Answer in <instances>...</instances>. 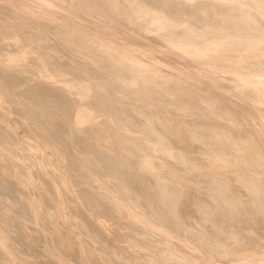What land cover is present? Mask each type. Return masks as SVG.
<instances>
[{
    "label": "bare ground",
    "instance_id": "bare-ground-1",
    "mask_svg": "<svg viewBox=\"0 0 264 264\" xmlns=\"http://www.w3.org/2000/svg\"><path fill=\"white\" fill-rule=\"evenodd\" d=\"M0 13V56L2 57H0V105L10 104L9 109L12 108V111L22 116L20 122L27 128L29 124L23 121V118L28 119L37 129H31L35 130L31 132L34 134V136L31 135L32 138H36L42 148L55 147L54 151H59L62 154L60 156L66 161L64 167L67 165L75 169L74 167L79 165L76 170H73L78 171L83 164L84 166L91 164L94 168L87 167L96 168L101 174L109 175L110 181L113 178L112 180L119 181L127 189L126 199H124L123 190L126 189H123L119 182L117 183L119 188L123 189H121L123 192V195L120 194L121 198L118 194L120 191L116 193L121 200L123 199L122 202H118L114 201L113 197L105 191L108 188L103 193L89 188L90 186L74 190L73 185L75 197L80 198L85 206L84 209L79 205V200L77 201L78 206L83 209H74L76 211L74 212L79 214L76 216H80L81 220H77L79 222L77 224L82 229V232L77 228L76 231L88 232L93 240L99 242L97 244H102L101 246L111 252L109 256L115 255L113 261H126L125 264H145L144 261L147 258L144 257L146 256L143 257L145 260L138 261L139 263L129 257L132 255L130 252L134 250L130 247L136 249L141 248L142 245L145 247L144 244L150 241L146 239L148 241L146 243L144 237L159 238L157 236H160L163 244H170V246L174 244L181 249L184 248V252L187 250V253L183 254H187L186 257L189 256L188 258L200 264H218L214 263L212 255H209L216 253L217 250L218 255H222L221 258L228 256V253H232L230 254L231 259L234 254V256H239L235 257L234 264H264V135L259 132L260 126H257L259 131L254 128V124L258 123L253 124L252 120L257 115L253 112L255 110L252 111L254 108L251 106L264 102V92L254 86L259 81L251 77L252 73L255 77L264 76V0H3L0 1ZM97 14L101 18H99L101 24H98L102 25L98 27H105L106 32L100 27L99 30L95 29L97 32L93 30L97 27L94 22L96 21L94 15L97 16ZM86 15L93 16V22L90 20L92 18L89 20L96 27L94 24H92L94 28L88 24L89 21L84 19ZM72 18L85 21L80 22V19H75L79 22L75 24L70 22ZM103 21L105 22L103 24L107 23L111 28L103 26ZM85 22H87L86 25L83 24ZM125 22L128 25L129 23L134 25L125 26L123 25ZM122 26L128 29L125 31L129 34L125 35L124 31H121L125 29ZM89 28H92L94 32H91ZM110 29H114L117 33L119 31L120 35L123 33L124 37L118 35L119 39H117V33L115 37L113 32H110L113 38L107 31ZM107 32L110 35L105 36L104 33L107 35ZM150 32L154 35L151 36ZM143 35L146 39L140 38ZM133 46L138 48L135 49ZM179 48H184L187 53H194L193 57H196L194 59L200 60V57L205 56L206 66L201 60H195L197 63L200 62L199 65L205 66L203 67L205 69L199 65L196 66L197 63L195 65L191 63L189 56L186 58L190 63L183 57L186 62L182 59L179 60L181 63H178L176 58L183 51H177ZM67 50L81 55L86 61L74 59ZM162 50L164 52L166 50L167 53L161 52ZM183 55L185 57V52ZM174 57L177 61L171 59ZM27 58L30 63L26 62ZM178 64L183 66L179 67ZM193 65L197 68L191 69ZM185 68H188V71H183ZM216 69H221L226 73L230 72L229 74L234 72L231 78L228 77L230 84L227 86L235 96H243L249 100L252 103L249 105L246 102L249 108L247 106V108H242L240 104H238L240 107L236 106L232 101L236 99L234 97L227 98V95L231 93L228 89L226 97L218 93V88L213 87L212 90L215 89V91H211L209 84L211 92L207 90L208 88L204 90L205 93L200 92L203 90H199L202 85L198 86V82L201 83L200 81L205 78L206 74H208L206 77L212 80L217 79L218 75L215 76V74H218V70ZM182 72L185 73V77ZM208 72L213 74L209 76ZM176 75L185 80L187 75L191 80L187 79L186 84H183L185 80H178ZM225 75L227 74H224V78H226ZM261 79L258 80L261 81ZM195 80H198L197 85ZM204 85L207 87L205 83ZM220 86V91H222L225 85L222 83ZM227 91L224 92L227 93ZM234 101L237 102V100ZM3 105L0 107L3 108ZM255 107L257 108V105ZM260 108L262 109V106ZM101 113L102 116H100L103 118L99 120L97 117ZM0 121L3 120L0 119ZM262 121L263 119L260 121L261 124ZM9 128H5V137L11 142L10 144L8 139H5L7 146L10 144L14 147L16 144L21 148V137H17L18 140L15 139V131H12L14 127ZM118 128H124V131L129 133L125 132L124 136L121 134L123 131L118 132L124 137L119 136ZM5 137L3 136V141ZM10 140H15L13 141L15 144ZM37 142L35 144H38ZM28 144L32 146L31 143ZM7 146L0 147V158L6 159L5 163L9 161L8 168V165L4 164L8 170L10 168L9 171L13 168L12 171L15 172L16 169L18 173L16 171L17 175L12 174L16 175L15 179L0 176V198L4 202H9L8 204L13 209L9 207L8 209L14 211L10 210L13 214L11 222L8 221L9 215L6 217L5 213L1 214L3 212L0 211V264H85L86 262L82 263V256L87 252L91 256L89 258L88 254L86 255L89 258H87L88 262L90 260L91 264H105L99 262L100 254L96 255L92 244L85 243L87 238L84 244H78V240L76 243L72 239L74 234H71L72 238L71 236L65 238L67 235L62 238L63 236H58L63 235V232L61 231L62 234L56 232L59 233L58 236L56 235L57 241L55 238L50 239L52 236L56 237L53 234L48 239V241L51 240V245L53 241L56 242L51 246L54 248L49 245L45 247L47 240H44L48 236L43 235L44 230L41 229V223L43 220L46 221L48 211L45 207L41 216L33 213L28 205L30 203H27L29 201H23L24 197L22 199L19 195L22 191L21 186H23L20 185L21 179H25L24 182L28 180L27 175L26 178L21 176L29 170L22 167V164L20 165L21 161L20 163L12 161L11 157H14L15 151L10 150L12 146L9 147L10 149H7ZM74 146L81 148L82 154L86 155L85 162L81 163L80 159L83 157L78 156V151H81L79 148H73V151L78 149L76 151L78 155L70 152ZM16 147H14L15 150ZM153 152H169L173 156L176 155L175 159H162L166 165L168 164L167 168L170 171L165 170V164H162L163 161H158L156 153ZM202 154L207 156V161H204L206 158L204 155L205 158H201ZM159 157L157 155V158ZM164 157L161 156L159 160ZM57 158L55 156L54 159L57 160ZM86 158L89 163H86ZM159 162H162V166L165 167V169L161 168L165 171L163 172L165 180L159 177L162 174L158 169L161 167ZM37 164L41 165L40 162ZM44 164L43 161L42 165ZM54 164L60 169V163L55 162ZM48 165L44 166L47 173L36 174L44 181L52 196L60 198L62 203L61 195L63 197L70 194L63 189V185L65 186L68 181L69 183L75 181L76 177L73 176L75 172L71 170L72 174L69 171L72 174L70 176L63 171L65 175L62 173L64 167L58 170L61 173L54 171L55 167L51 172ZM44 167H42L43 170ZM229 171L234 173L231 178ZM180 179L183 183L187 182L185 183L187 185L181 186ZM179 181H181L180 184ZM207 182L211 184V188L208 193L209 198L205 201L200 197L202 194L199 196L195 193L197 191L194 192L192 189L199 190ZM78 183L80 181L77 179ZM115 186L114 188H117V185ZM115 191L113 190L114 193ZM43 198L42 200L48 206L51 200L49 201L48 196ZM3 201L0 200L2 204ZM61 205L64 207L63 204ZM121 206L129 210V214H124L127 218H122L120 221L123 224L122 228L126 227L130 230V234H126L132 238L128 240L131 245L126 241L128 238L126 234V239L122 240L125 235L121 234V230H115L117 228L114 229V237L110 239L101 222L103 219L93 218L96 215L97 218L115 220L120 216L117 213H120ZM2 207L5 208V206ZM2 210L4 211L3 208ZM92 210H95V214L91 213ZM59 213L62 215V210ZM72 219L74 220V217ZM50 220L52 221L51 217ZM51 223L55 225L54 222ZM44 224L46 225V222ZM215 224L220 226L221 230L218 231L222 237L224 235L230 237L232 241L230 244L227 239V243L223 242L227 236L223 238V241H219L217 237L212 241L209 235L213 234L211 232H214V228L211 232L209 228L211 230V226ZM118 225L121 226V224ZM216 229L217 227L215 233H217ZM53 231L50 232L55 233ZM44 236L47 237L44 239ZM88 238L91 239L89 236ZM193 240L205 249L203 253L192 249L194 244L191 247L190 242ZM121 241L125 242L123 249L128 248L126 244L130 246L127 249V251L130 249L129 256L120 249ZM77 244L80 250L87 251L84 255H80ZM61 246L65 248L61 249ZM165 247L163 246L164 249ZM176 249L180 250V248ZM152 251L157 252V250ZM159 251L153 255H159ZM162 253L163 251L161 255L166 260L177 258L179 264L189 263L188 258L185 259V263L183 256H180V259L177 254H172L175 252ZM161 255L159 258L152 257L154 264H162L159 260L162 258ZM105 261L107 262V259ZM114 263L111 261V264Z\"/></svg>",
    "mask_w": 264,
    "mask_h": 264
},
{
    "label": "rangeland",
    "instance_id": "rangeland-1",
    "mask_svg": "<svg viewBox=\"0 0 264 264\" xmlns=\"http://www.w3.org/2000/svg\"><path fill=\"white\" fill-rule=\"evenodd\" d=\"M0 1L2 2L3 0H0ZM10 1H16V0H10ZM12 3H14V2H12ZM39 10H41V9H39ZM0 14H1V13H0ZM2 16H3V14H2ZM86 16L88 17V19H87V17L84 18V19H85L86 21H89L88 24H89V25L94 24V23H91V22H93V20H94V19H93V16H92V15H86ZM99 16H100V15H98V14H97V16L94 15V18L96 17L95 20H96V21L98 20V21H100V22L97 21V23H96V21H94L95 24H97V27L95 26V24H94V27H96V28H94L93 25H92L91 27L94 28L93 30H95V29L99 30V27H100V26L102 27V25H100V24H101V20H100L101 18H100ZM101 17H102V16H101ZM90 18H92V19H90ZM99 18H100V19H99ZM72 19H73V18H72ZM72 19L70 20V22L75 23V22H76L75 19H77V18H74L73 20H72ZM79 19H80V18H78L77 20H79ZM89 19L91 20V22H90ZM82 20H83V19H80V22H84V21H85V20H84V21H82ZM102 20H103V19H102ZM73 21H74V22H73ZM77 22H78V21H77ZM77 22H76V23H77ZM15 23H16V22H15ZM76 23H75V24H76ZM86 23H87V22H85V23H83V24L86 25ZM98 23H100V24H98ZM103 23H105V22L103 21L102 24H103ZM78 24H79V22H78ZM83 24H81V25H83ZM98 25H100V26L98 27ZM123 25L127 26L128 23L125 22ZM133 25H134V24H132V23L130 24V23H129L128 26H131V27H132ZM103 26H109V24L106 23V24H103ZM125 26H122V27H124L125 29H124V30H121V31H124L123 33L126 35V34H129V33H128V31H125V30L127 29ZM89 27H90V26H89ZM101 27H100V29H101V30L103 29L102 31L106 32V30L104 29L105 27H104V28H101ZM122 27H121V28H122ZM109 28H111V27L109 26ZM134 28H135V27H134ZM136 28H137V27H136ZM138 28H139V27H138ZM40 29H41V27H40ZM89 29H90V28H89ZM106 29H108V28H106ZM122 29H123V28H122ZM101 30H100V31H101ZM110 30H111V31H110ZM110 30H107V31H108L109 33H110V32H111V33L113 32V33H112L113 35H115V33H117V31H114V29H110ZM127 30H128V29H127ZM90 31H91V32H94V31H92V28L90 29ZM95 32H97V31L95 30ZM98 32H99V31H98ZM108 32H107V35H106V33H104L105 36H108V34H109ZM101 33H103V32H101ZM111 33H110V34H111ZM123 33H121V35H120V34H119V31H118V33L116 34V35H117V39H119V38H118V35H120L119 37H121V36L124 37V36H123ZM148 33H149V32H148ZM150 33H151V32H150ZM110 34H109V35H110ZM112 34H111V35H112ZM146 34H147V33H146ZM113 35H112V36H113ZM116 35H115V37H116ZM130 35H131V34H130ZM130 35H128V36H130ZM149 35H150V34H149ZM153 35H154V33H153ZM153 35H152V33H151V36H153ZM112 36H111V37H112ZM144 36H145V35L141 36L140 38H142V37H144ZM145 37H146V36H145ZM145 37H144V39H146ZM113 38H114V36H113ZM144 39H143V40H144ZM148 39H149V38H148ZM144 41H145V40H144ZM146 41H148V40H146ZM0 46H1V45H0ZM133 47H134V46H133ZM134 48L137 49L138 47H137V48L134 47ZM0 50H1V48H0ZM179 50H183V51L181 52L182 54L180 53L181 55H183L184 52H185V57H184V55L181 56V55L179 54L178 57L181 56V57H180L181 59H180V58L178 59V57L176 58V59L178 60V63L180 62L179 60H182L183 58L185 59L186 57L189 56V60L191 61V63H194V65H195V63H197V62H195V60H196V61H200V60H201V62H202L204 65L206 64V62H204V61H206V57H205V56H203L202 58L200 57V58H199L200 60H198V58H197V59H194V58H196V57H193V54H194V53H189V52L187 53V52L185 51L184 48H179L177 51H179ZM65 51H66V50H65ZM187 51H188V50H187ZM5 52H7V51H5ZM67 52L69 53L70 56H72V57H73L74 59H76V60L78 59L79 61H86V59L83 58L81 55L73 54V53L69 52L68 50H67ZM161 52L165 53L166 50H165V52H164L163 50H162ZM161 52H160V53H161ZM179 52H180V51H179ZM179 52H178V53H179ZM160 53H159V54H160ZM163 53H162V54H163ZM166 53H167V52H166ZM186 53H187V54H186ZM188 54H189V55H188ZM0 55H1V54H0ZM2 55H3V53H2ZM171 55H172V53H171ZM194 56H195V55H194ZM0 57H1V56H0ZM170 57H171V56H170ZM182 57H183V58H182ZM204 57H205V59H204ZM1 58H2V57H1ZM191 58H192V59H191ZM25 59H26V58H25ZM28 59H29V58H27V60H28ZM171 59H174L175 61H177V60L175 59V57H174V58H171ZM184 59H183V60H184ZM27 60H26V62L28 63L30 60H28V61H27ZM187 60H188V58H186V61H187ZM189 60H188V61H189ZM192 60H194V61H192ZM202 60H203V61H202ZM186 61L184 60V62H186ZM188 61H187V62H188ZM29 63H30V62H29ZM180 63H181V62H180ZM188 63H190V62H188ZM202 63H201V64H202ZM182 64H183V61H182ZM182 64H178L179 67H180V66H183ZM199 64H200V62H198V63L196 64V66H198ZM194 65H193V66H194ZM162 66H163V64H162ZM193 66L191 67V69H192V68H197L196 66H194V67H193ZM199 66H200L201 68H203V67H205L206 65H205V66H203V65H202V66L199 65ZM208 67H209V66H208ZM164 68H167V66H164ZM198 68H199V67H198ZM201 68H199V69H201ZM203 69H205V68H203ZM216 70H218V69H216ZM222 70H225V69H222ZM227 70H228V69H227ZM183 71H185V72L188 71V68H187V69L185 68V70H183ZM218 71H220V72H218ZM218 71H217L218 74H215V76L218 75V77H219V78L217 77V79H213V80H212L211 78L206 77V76H208V74H206V75H205V78H206V79H205V78H204V79L202 78V80L200 79V80H201V81H200L201 83L198 82L199 79H198V80H195V82H196V85H197V82H198V86H199V84L202 85V87H201L199 90H203V91L205 90V91H206V89L208 88L207 90H209V86H211V87H210V90H211V91H213V90H212L213 87H214L215 89L218 88V91H219V92H218V91H216V92H218V93H220V94H222V95L224 94V96L226 97L225 94H228V92L230 91L229 88H228L229 86H227V84H228V85L230 84V79H229L228 77H230L234 72H233V73L231 72V74H229L230 72H229V73H228V72L226 73V71H223V72H222L221 69L218 70ZM228 71H229V70H228ZM224 72H225V73H224ZM182 73H183V72H182ZM182 73H181V74H182ZM208 73H209V76L213 74V73H210V72H208ZM179 74H180V73H178V75H179ZM184 74H185V73H183V75H184ZM221 74H223V75H221ZM224 74H227V75H225L226 78L223 77ZM179 76H180V75H179ZM179 76L176 75L175 77L179 78L178 80H180V79H181L180 77H182V76H180V77H179ZM220 76H221L222 78H221ZM184 77H185V75H184ZM251 77H252V78H255L257 81H259V82L255 83V85H254L255 88L258 89L259 91L262 90L261 92H264V91H263V90H264V76H256V77H255V75L252 73V74H251ZM251 77H250V78H251ZM230 78H231V77H230ZM260 78H262L261 81L258 80V79H260ZM182 79H183V78H182ZM182 79H181V80H182ZM187 79H188V80H189V79L191 80V78H190V77L188 78V76L186 75V80H187ZM221 79H222V80H221ZM227 79H228V80H227ZM184 80H185V78L183 79V81H184ZM186 80L184 81L185 83H183V82H182V83H183V84H186V82L188 81V80H187V81H186ZM206 80H207V81L209 80V81L207 82ZM202 81L207 85V87L204 85V83H203ZM205 81H206V82H205ZM212 81H213V82H212ZM220 81H221V82H220ZM223 81H224V82H223ZM228 81H229V82H228ZM202 83H203V84H202ZM213 83H214V84L216 83V84H215V85H212ZM220 83H221V84H220ZM222 83H223V85H225L227 88L224 86V88H226V90L223 88L224 90L222 89V91H220L221 88H222V86H220V85H222ZM260 83H262V84H260ZM208 84H209V86H208ZM201 85H200V86H201ZM203 85H204L205 89H204ZM198 86H196V87H198ZM215 86H216V87H215ZM219 86H220L221 88H220ZM198 88H199V87H198ZM215 89H214V91H215ZM227 89H228L229 91H227ZM210 90H209V91H210ZM203 91H200V92H202V94H203V93H205V91H204V92H203ZM211 91H210V92H211ZM214 91H213V92H214ZM224 91H225V92L227 91V93H225ZM222 92H223V93H222ZM230 92H231V91H230ZM231 97L236 98V99H234V100H237V102H235L234 100H232L233 103L236 104V106H237L238 104H240L242 108H243V107H245V108L248 107V108H249V106H248L247 104H249V105L252 104V103L249 102V100H247L245 97H243V96H241V97H237V96H235L234 94H232V92L229 93V94L227 95V98L232 99ZM17 98H19V97H17ZM242 98H244L245 100L242 99ZM238 100H240V101L238 102ZM241 101H242V102H241ZM244 101H245V102H244ZM246 102H247V104H246ZM248 102H249V103H248ZM241 103H244V104H241ZM263 103H264V102H262V104H261V103H259V104H258V103H255V104H253L254 107H253V105H251L252 108H254V109H252L251 107H250V108L252 109V111L255 110V111H253V112H254L257 116L261 117L259 120L257 119L259 122L263 119L262 124H261V122L259 123L257 120L254 121L256 118H259V117L255 116V119L252 120V121H253L252 123H253V124H254L255 122L258 123L259 125H258V124H254L255 127H254V125H253V127L257 129V128H258L257 126H260V127L258 128L260 131H259L258 129H257V130H258L261 134L264 135V125H263V123H264V114H263V113H264V110L262 111V109H264V108H263V107H264V104H263ZM245 104H246V105H245ZM2 105H3V104H1L0 106H2ZM5 105H6V104H5ZM5 105H3V106H4L3 108L0 107V113H2V114H0V115H2V116H0V119L3 120V121H0V130L2 131V130L4 129V131H2V132L0 131V137H1V139H2V140L0 139V140H1L0 143H2V144H0V145H1V146H3V145H6V146H7L8 143L11 144V142H9V139L5 137V133H6V131H5L6 129H5V128L8 129L9 127H11V128L14 127L13 130L11 129L13 132L15 131L14 134H16V136L14 135V138L16 139L17 137H18V138L21 137L20 139H21V143H22L21 145H22V147L20 146L21 148H19V146H17V145L14 143L15 140H13L14 142H13L12 140H10V141H12V142L15 144L14 147H16V146H17V147H16V150H15L14 147H13L12 145L9 144V146H7V147H8L7 149H10V148H11L10 146H12V149H10V150L15 151V152H14L15 155H13L14 153L12 154L15 158H14V157H11V158H12V161H14V160H15V162L18 161L17 163H20V161H21L20 165L22 164V165H23L22 167H25V169L29 170L28 173L26 172L27 170L25 171V172H26L25 175L23 174L24 177H23V175L21 176L22 178H26V177H27L28 180H26V182H24L25 179H24V180L21 179L20 185H23V186H21L22 191H21V193H19V195L22 197V199H23V197H24V200H23V201H25V202L29 201V202H27V203H30V204H28V205H30V209H31V211H32L33 213H35V214L37 213V214H39V215L41 216V212L43 213V211H45V207H46V210L48 211V216H47V218L45 219V220H46V221H45V222H46V225L44 224V223H45L44 220H43L44 223L41 221L42 219L40 220V223L42 222L41 224H42V225L44 224V226L41 225V229L44 230V231H43V232H44L43 235H47V236H48V237H47V236H44V239H45V237H47V239H45L44 241H46V240L48 241V239L51 237L52 234L55 235V236H56V235L58 236L59 233L57 234L56 232H60V234H62V233H61V231H62V232H63V235H59V236H58V237L63 236L62 238H64L66 235H67V236H66L65 238H69L70 236H71L70 238H72V235L74 234V238H75V240H74V238H72V239H73L74 242L76 241V243H78V241H79L78 244H84V242L86 241V238H87L88 240H90V241L87 240V241L90 242V243H88L87 241H86L85 243H86V244H89V245L92 244V248L95 249V253H96V255H99V254H100L99 257L97 256L98 259L100 260L99 262H101V263H105V264H111V261H112V263L115 262L114 264H119V263H120V264H125L126 261H124V262H123L122 260H120L119 262H118V261H113L115 255H114V254L111 255L113 258H112L111 256H109V254H110L111 252H110V251H107V249H106L104 246H101L102 244H100V245L97 244V243H99V242H96L97 240H95V239L93 240L92 237H91V235H90L88 232L83 231V233H81V232H82V229H80V228L78 227V224H77V223H79V222H77V220L80 221L81 219H80V216H78V217L76 216V214H77L78 212L75 213L76 211H75L74 209L77 208V209L81 210V209H83L85 206H84L82 200H80V198L77 199V196L75 197V194H74L73 192H74V190H77V189H79V188H84V187L88 188V186H90L89 188H93V189H95V191H98V192H103V193H104L105 191H107V192H108V195L110 194L109 196H110V197H113V200H114V201L122 202L123 199L121 200L120 198L122 197L121 195H123V192H121V191H122L123 189H126V188H125V187H124L119 181L116 182L115 179L112 180L113 178H111V177H110V178H111V181H110V179L108 178L109 175L106 176V174H104V173L101 174V172H99L96 168H95V169H92V168L87 167V166H91V167H93L91 164H90V165H86V166H84V164H83L82 167L80 166L81 168L79 167L80 169L78 170L79 173L81 172L80 174L77 173L78 171H73V170H76V169L78 168L79 165H78L77 167H74L75 169H71L69 166H68V167H69V168H68L67 165H66V167H64L65 164H66V161L63 159L62 156H60L61 153H59V151H57L59 154H58L57 152H55L54 149H53V148H55V147H53L52 149H49V148H48V149H47V148H42V146L39 144V142L36 141L37 139L34 138V137L32 138V136H31V135L34 136V134H32V133H33L35 130H37V129H35V127H33L34 125H32L28 119H24V118H23V121H25V122L27 121V122H28L27 124L30 125V126L27 125L28 128L25 127V124H21V122H20V120H22V119H21L22 116H21L19 113H16L15 111H12V108L9 109V108L11 107L10 104H7L8 106L6 105L8 108H6ZM240 105H238V106L240 107ZM242 105H244V106H242ZM255 105H257V108L255 107ZM9 106H10V107H9ZM246 106H247V107H246ZM261 106H262V109L260 108ZM258 107H259L260 109H258ZM255 108H256V109H255ZM2 109H3V110H2ZM5 109H6V110H5ZM4 110H5L6 112H5ZM259 110H260V111H259ZM1 111H2V112H1ZM261 111H262V113H260ZM3 112H4V113H3ZM99 112H101V111H99ZM99 112H98V113H99ZM258 114H260V115H258ZM262 114H263V115H262ZM4 115H5V116H4ZM100 115L102 116V113H101V114H98L99 117H97V119H99V120H101V119L103 118V117H101ZM261 115H262V116H261ZM6 116H7V118H6ZM18 116H21V117L17 118ZM12 117H13V118H12ZM5 118H6L8 121H6ZM15 118H16L17 120H16ZM18 119H19V121H18ZM10 121H11V122H10ZM3 122H4V123H3ZM5 122H6L7 126H5V125H6ZM7 122H8V123H7ZM17 122H18V123H17ZM9 123H12V124L10 125ZM3 124H5V125H3ZM17 124H18V125H17ZM8 125H10V126H8ZM19 125H20V126H19ZM15 126H16V127H15ZM262 126H263V128H262ZM1 127H2V128H1ZM22 127H23V128H22ZM24 127H25V128H24ZM26 128H27V129H26ZM32 128H34L35 130H34V129L31 130ZM107 128H108V127H107ZM9 129H10V128H9ZM15 129H16V130H15ZM24 129H25V130H24ZM111 129L113 130L112 127H111ZM118 129H119V130H118ZM118 129H117V130H118L117 133H118V132L121 133V132L123 131L124 133L122 132L121 134H123L124 136H125V134H126L125 132L129 133L128 131H124V128H123V129L118 128ZM262 129H263V131H261ZM115 131H116V130H115ZM31 132H32V133H31ZM2 133H4V135H3ZM17 133H18V134H17ZM120 133H118V134H120ZM136 133H137V132H136ZM1 134H2V135H1ZM41 134H42V133H41ZM43 134H44V132H43ZM121 134H120L119 136H122ZM139 134H141V133H139ZM25 135H26V136H25ZM44 135H45L46 137H48V135H47L46 133H45ZM142 135H143V134H142ZM142 135H141V136H142ZM3 136L5 137V138H4V141H3ZM27 136H29V137H27ZM30 136H31V137H30ZM124 136H122V137H124ZM43 137H44V136H43ZM18 138H17V140H18ZM26 138H27V139H26ZM5 139H8V143L6 142ZM24 139H26V140H24ZM29 139H32V140L34 139L35 142H37L38 144H35L34 140L32 141V140H29ZM30 141H31V142H30ZM5 142H6L7 144H6ZM24 142H25V143H24ZM27 142H28V143H31L32 146H30V144H28ZM43 143H44V141H43ZM218 143H219V142H218ZM25 144H26V146H23V145H25ZM27 144H28V145H27ZM34 144H35V145H34ZM222 144H223V143H222ZM36 145H37V147H36ZM38 145H39V146H38ZM219 145H221V143H220ZM1 146H0V147H1ZM34 146H35V147H34ZM9 147H10V148H9ZM32 147H33V149H32ZM40 147H41V148H40ZM75 147H77V146L72 147L71 150L73 151V148L75 149ZM18 148H19V149H18ZM25 148H27V149H25ZM77 148H79V147H77ZM77 148H76V151L78 150ZM13 149H14V150H13ZM17 149H18L20 152H19ZM20 149H21V150H20ZM29 149H30V150H29ZM34 149H35V150H34ZM36 149H37L38 151H37ZM45 149H46V150H45ZM56 149H57V148H56ZM56 149H55V150H56ZM31 150H33V151H31ZM58 150H60V149H58ZM79 150H81V148H79ZM246 150L249 151L247 148H246ZM16 151H18V152H16ZM48 151H49V152H48ZM60 151L62 152L63 150H60ZM72 151H70V152H71V153H74V152L76 153V151H73V152H72ZM9 152H11V151H9ZM23 152H24V153H23ZM25 152H26V153H25ZM37 152H38V153H37ZM41 152H42V153H41ZM68 152H69V150H68ZM78 152H79V153H78ZM78 152H77V153H78L79 155H78L77 153H76V154H77L78 156H80V158L83 157V159H80V160H82L81 163H82L83 161L85 162L84 159H85V156H86V155L82 154V150H81V151H78ZM145 152H147V151H145ZM170 152L173 153V154H176V153H174V152H172V151H170ZM11 153H12V152H11ZM16 153H17V154H16ZM22 153H23V154H22ZM34 153H35V154H34ZM40 153H41V154H40ZM43 153H44V154H43ZM153 153H156V152H153ZM158 153H159V154H158ZM162 153H164L165 155L162 154ZM24 154H25V155H24ZM38 154H39V155H38ZM42 154H43V155H42ZM52 154H53L54 156H53ZM145 154H146V153H145ZM161 154H162V155H161ZM169 154H170L169 152H168V153H167V152H157V153H156V159H157L158 161H163L162 159H165V158H167V159H168V158H169V159H170V158H172V159H173V158H174V159L176 158V157H175L176 155L173 156V154H170V155H172V156H170ZM205 154H206V153H205ZM16 155H18V156H16ZM50 155H51V156H50ZM61 155H62V154H61ZM83 155H84V156H83ZM157 155L160 156V157H161V156H162V157L165 156V157H164V158H161V160H159L160 157L157 158ZM168 155H169V156H168ZM203 155H204V154L201 155V158L204 159V158L206 157V158L204 159V161H207V156H206L207 154L204 155L205 157H203ZM26 156H29V157H26ZM34 156H35L36 159L33 158ZM49 156H50V157H49ZM55 156H56V158H57V157H60V158H59V159L57 158V160H56V159H54ZM167 156H168V157H167ZM19 157H20V158H19ZM24 157H25V158H24ZM45 157H46V158H45ZM22 158H23V159H22ZM61 158H62V160H61ZM21 159H22V160H21ZM28 159H29V160H28ZM32 159H33V160H32ZM34 159H35V160H34ZM48 159H49V160H48ZM51 159H53V160H51ZM5 160H6V159H5ZM5 160L2 159V158H0V162H1V163H0V176L3 177V178H7V179H8L9 177H10L9 179H15L14 176L17 175L18 170H16V169L14 170L15 172L17 171V173H15V172L12 171L13 168H11V171H9L10 168H9V170L7 169V168L9 167V161L7 160L8 162L6 161V163H5ZM59 160H60L61 162H58ZM63 160H64V162H63ZM165 160H166V159H165ZM35 161H36V162H35ZM41 161H42V162H41ZM43 161H44V163H45L44 165H42V164H43ZM47 161H48V162H47ZM50 161H51V162H50ZM86 161H87V158H86ZM3 162H4V163H3ZM38 162H40V164H41L40 166L37 164ZM53 162H54V163L56 162L57 164L60 163V164H59V165H60V169H62V167H64V169H62V173H64V172L66 173V172H67V173H68L67 175H69V174H70L69 171H71V170H72L73 172H75L74 174L77 173L76 175H74L73 172L71 171V173L73 174L74 178H75V177H76V178L78 177L77 179H78V181H80V183L77 184V179L75 178V181L73 180V182H74L75 184H74L73 182H71L72 180H70V182L72 183V185H71V183H69V181L67 182V184H65V186L63 185V187H64L63 189H64L65 191H67V192L70 193L69 195H67V196L70 197V198H68L66 195H64L63 197H62V195H61L62 203H61V200H60L59 197H58L59 199H57L56 197H53V196H52V193L49 192V190L46 188V185L44 184V181H42L40 178H38V175H37L38 173H39V174H43V173L45 174V173H47L46 168H45L44 166H45V165L47 166L49 163H50V164H49L48 166L50 167L51 172L53 171V169L56 168V170H54V171H56L57 173H58V172L61 173L60 171H58V170H60V169H58L59 167L57 168ZM62 162H63V163H62ZM7 163H8V164H7ZM27 163H28V164H27ZM34 163H35V164H34ZM61 163H62V164H61ZM86 163H89V162L87 161ZM86 163H85V164H86ZM159 163L161 164L162 162H159ZM4 164H5V166L8 165L7 168L4 166ZM162 164H165L164 166H166V169H165V167L162 166ZM162 164H161V167L158 168V169H159V172L162 173V174H160V173H158V174H160L161 176L163 175V172H165L163 169H165V170H168V169H169V168H167V167H168V166H167L168 164L166 165V162H165V161H163ZM1 165H2V166H1ZM59 165H58V166H59ZM61 165H62V166H61ZM80 165H82V164H80ZM4 167H5V168H4ZM27 167H28V168H27ZM38 167H39V168H38ZM42 167L45 168V169H44L45 172H44V170H43ZM49 167H47V170L49 169ZM52 167H53V168H52ZM54 167H55V168H54ZM162 167H163V169H161ZM35 168H36V169H35ZM41 168H42V169H41ZM88 168H89V169H88ZM93 168H94V167H93ZM69 169H70V170H69ZM86 169H87V170H86ZM207 169H208V168H207ZM30 170H31V171H30ZM32 170H33V172H32ZM66 170H67V171H66ZM81 170H83V171H81ZM88 170H89V171H88ZM162 170H163V171H162ZM19 171H21V170H19ZM22 171H23V170H22ZM48 171H49L48 173H50V170H48ZM63 171H64V172H63ZM93 171H94V172H93ZM161 171H162V172H161ZM168 171H170V169H169ZM10 172H11V173H10ZM84 172H85V173H88V174L85 175ZM91 172H92V173H91ZM95 172H96V173L98 172L100 175L98 176V175H97L98 173L96 174ZM226 172H227V171H226ZM8 173H9V174H8ZM14 173H15L16 175H12V174H14ZM30 173H32V174L29 175ZM36 173H37V174H36ZM65 173H64V174H65ZM94 173H95V174H94ZM229 173L231 174V175L229 174V175H230V178L233 177L234 173H233V172L231 173V171H229ZM21 174H22V173H21ZM34 174H35L36 176H35ZM44 174H43V175H44ZM72 174H70V176H71ZM83 174H84V175H83ZM158 174H157V176H159ZM227 174H228V173H227ZM4 175H5V176H4ZM8 175H9V176H8ZM26 175H27V176H26ZM61 175H62V177H63V174H61ZM65 175H66V174H65ZM65 175H64V176H65ZM78 175H80V176H78ZM82 175H83V176H82ZM88 175H89V176H88ZM91 175H92V176H91ZM101 175L103 176L102 178H101ZM25 176H26V177H25ZM28 176H29V177H28ZM81 176H82V177H81ZM86 176H87V177H86ZM93 176H94V177H93ZM161 176H159L160 179L162 178L161 180H163V179L165 180L164 175H163V177H161ZM36 177H37V178H36ZM65 177H66V176H65ZM79 177H80V178H79ZM105 177H106V179H105ZM34 178H35V179H34ZM83 178H84V179H83ZM99 178H100L101 180H100ZM72 179H73V178H72ZM79 179H80V180H79ZM81 179H82V180H81ZM102 179H103V180L105 179V180L103 181ZM35 180H36V181H35ZM38 180H39V181H38ZM107 180H108V181H107ZM167 180H168V179H167ZM180 180L182 181V183H181V181H179V184L181 183V184H180L181 186H182L183 184L187 183V182H184V183H183V180H182V179H180ZM41 181H42V182H41ZM82 181H83V182L85 181V183H83V184H86V185H83V184L81 183ZM87 181H89V182L87 183ZM91 181H92V182H91ZM113 181H114V182H113ZM27 182H28V183H27ZM37 182H39L38 185H37ZM99 182H100V183H99ZM107 182H108V183H107ZM118 182H119V185H120V186H121V185L123 186V187L121 186V187L123 188V189L121 188L122 190L119 188L120 186L117 184ZM68 183H69V184H68ZM109 183H110V184H109ZM113 183H115V185H117V188H119L120 190L118 189V191H117V188H114V187H116V186H115ZM28 184H29V185H28ZM30 184H31V185H30ZM76 184H77V185H76ZM24 185H25V186H24ZM70 185H71V186H70ZM73 185H74V190H73V187H72ZM80 185H81V186L83 185V186L81 187ZM91 185H92L93 187H92ZM112 185H113V186H112ZM186 185H187V184H185V186H186ZM75 186H76V187H75ZM78 186H79V187H78ZM105 186H106V187H105ZM235 186H236V184H235ZM33 187H34V188H33ZM65 187H68L69 189H67V188H65ZM77 187H78V188H77ZM94 187H95V188H94ZM101 187H102V188H101ZM183 187H184V185H183ZM203 187H205V188H203ZM236 187H237V186H236ZM31 188H32V189H31ZM35 188H36V189H35ZM42 188H43V190H42ZM75 188H76V189H75ZM96 188H97V189H96ZM103 188H104V189H103ZM106 188H108V189H106ZM109 188H111V189H110L111 191L109 190ZM112 188H113L114 191L116 190L115 193L113 192ZM201 188H202V189H201ZM201 188H199V190H196V189H192V190H194V192L197 191V192H195V193H197L199 196H200V194H202L200 197L203 198V199L206 201V199L209 198V194H208V193H209V189L211 188V184H210L209 182H207V183H205L204 185H202ZM37 189H38V190H37ZM70 189H71V190H70ZM98 189H99V190H98ZM105 189H106V190H105ZM104 190H105V191H104ZM43 191H44V192H43ZM119 191H120V192H119ZM123 191H124V195H123V196L125 197V198H124V197H123V198L126 199V194H127L126 191H127V189H126V190H123ZM198 191H199V192H198ZM39 192H40V193H39ZM41 192H42V193H41ZM71 192H72V193H71ZM107 192H106V194H107ZM118 192H119V193H118ZM125 192H126V194H125ZM194 192H193V193H194ZM202 192H203V193H202ZM22 193H24V194H22ZM37 193H38V194H37ZM46 193H47V194H46ZM116 193L119 194L120 198H119V196H117ZM121 193H122V194H121ZM191 193H192V192H191ZM73 194H74V199L72 198V197H73ZM113 194H115V195H113ZM120 194H121V195H120ZM23 195H24V196H23ZM26 195H27V196H26ZM36 195H37V196H36ZM71 195H72V196H71ZM204 195H205V196H204ZM40 196H41V198H40ZM46 196H48L49 201L51 200L50 203L48 202V206L44 203L45 201L42 200V199H44L43 197H46ZM114 196H117V197H114ZM116 198H117V199H116ZM75 199H76V200H75ZM0 200L3 201L1 198H0ZM78 200H79V201H78ZM35 201H36V202H35ZM77 201H78V203H79L80 206H83V208H80V206H78ZM80 201H81L82 203H80ZM31 202H32L33 204H32ZM38 202H39V205H38ZM40 202H41V203H40ZM67 202H69V203H67ZM6 203H7V204H6ZM8 203H9V202H4V201H3V204H2V202H0V206L2 205V206H5V208L7 207L6 210H5V208L1 206V207H0V211L3 212V213H1V212H0V213H1V214H4V213H5L4 215H5L6 217H8V215H9V217H8V221L11 222V221H12L11 218H13V216H12V215H13L12 212H14V211L11 210V209H13V208H11L10 204H8ZM57 203H58V204H57ZM31 204H32V206H34V207H38V208H34V207H32ZM51 204H53V205H51ZM54 204H55V205H54ZM56 204H57V205H56ZM61 204H63L64 207H61V206H62ZM44 205H45V206H44ZM49 205H50V206H49ZM77 206H78V207H77ZM8 207L11 208L10 210H11L12 212L8 209ZM54 207H55V208H54ZM59 207H60V208H59ZM122 207H123V206H121V208H119V212H120V213H117V214H119L120 216L118 215L119 217H118L117 219H115V220H111V221H110V220H105V218H97L96 215H94V217H93L94 219H99V220L103 219L101 222H102V224H104L103 227H104V229H106V230H105L106 233L108 232L107 234H108V236H109L110 239H111L112 237H114L113 234H114V231H115V230H118V231L121 230L120 232H121V234L123 233L122 235H125L126 233L130 234V230H129L128 228H126V227H123V228H122L123 224L121 223L120 219H122V218H127V217H126L127 215H124V214H129V212H128L129 210H128L127 208H125V207H124V208H122ZM2 208H3L4 211H6V212H4V211L2 210ZM33 208H34V209H33ZM42 208H44V209L42 210ZM7 209H8V210H7ZM58 209H59V211H58ZM60 209L62 210V213H61L62 215H60V213H59V212H61ZM64 209H65L66 212L64 211ZM84 209H85V208H84ZM123 209H126V210H123ZM34 210H35V211H34ZM37 210H38V212H37ZM122 210H123V211H122ZM9 211H10V212H9ZM52 211H53V212H52ZM57 211H58V212H57ZM74 211H75V212H74ZM92 211H93V212H92ZM92 211H91V213L95 214V213H94L95 210H92ZM124 211H125V213H124ZM39 212H40V213H39ZM126 212H127V213H126ZM51 213H52V214H51ZM56 213H57V215H56ZM66 213H67V214H66ZM49 214H50V215H49ZM58 214H59V215H58ZM121 214H122V215H121ZM52 215H53V216H52ZM77 215H79V214H77ZM55 216H56V217H55ZM58 216H59V217H58ZM62 216H63V217H62ZM65 216H66V217H65ZM95 216H96V217H95ZM124 216H125V217H124ZM50 217L52 218V221L50 220ZM53 217H54V218H53ZM73 217H74V220L72 219ZM91 217H92V215H91ZM120 217H121V218H120ZM61 218H62V219H61ZM70 218L72 219L73 222L71 221ZM54 219L57 220V221H53ZM75 219H76V221H75ZM118 219H119V221H117V222H119L118 224H121L120 227H119V225H118L117 222H116V220H118ZM61 220H62V222H60ZM63 220H65V221H63ZM69 221H70V222H69ZM105 221H106V222H105ZM49 222H50V223H49ZM51 222H54L55 225H54L53 223H51ZM65 222H66V223H65ZM75 222H76V223H75ZM103 222H104V223H103ZM122 222H123V221H122ZM56 223H57V224H60V225L62 224V225L60 226V225H57ZM70 223H73V224H70ZM113 223H114L115 225H114ZM69 224H70L71 226H70ZM74 224H75V228H74ZM49 225H50V226H49ZM51 225H52V226H51ZM53 225H54V226H53ZM117 225H118V227H119L120 229H119L118 227H116ZM211 225H212V224H211ZM211 225H210V226H211ZM64 226H65V227H64ZM214 226H215V227H214ZM214 226H211V230H210V228H209V232L213 231L212 229L214 228V232H211V233H213V234L210 233V234L213 235V236L209 235L210 237H212V238H211L212 241L215 240V239H217V238H219V241H221V240L223 241V240L225 239V241H223V242H225V243H227V241L229 240L230 242L228 241V243L230 244V243L232 242L231 239H230V237H228V236L226 235V236L228 237V238H227L224 234H223L224 236L222 237V234L219 233V231H218V230H221V229L219 228L220 226H219V225H216V224H215ZM43 227H47V228H49V229H47V228L44 229ZM55 227H56V228H55ZM57 227H58L59 229H57ZM66 227H67V228H66ZM68 227H69V229H68ZM105 227H106V228H105ZM216 227H217V229H216V232H217V233H215V228H216ZM54 228H55V229H54ZM76 228H77L78 230L80 229L81 232L76 231V230H77ZM115 228H117V229H115ZM62 229H63V230H62ZM64 229H65V230H64ZM112 229H113V231H112ZM114 229H115V230H114ZM127 229H128V230H127ZM48 230H50L51 232L54 230L53 232H55V233H51V232L48 231ZM55 230H56V231H55ZM72 230H73V232H72ZM109 230H110V232H109ZM75 231H76L77 233H76ZM126 231H127V232H126ZM46 232H47V234H46ZM49 232H50L51 234H50ZM71 232H72V233H71ZM84 232H85V234H84ZM221 232H222V231H221ZM48 233H49V235H48ZM67 233H68V234H67ZM80 233H81V234H80ZM87 233H88V234H87ZM111 233H112V236H111ZM71 234H72V235H71ZM75 234H76V235H75ZM82 234H83V235H82ZM214 234H215V236H214ZM216 234H217V235H216ZM218 234H219V235L221 234V235L219 236ZM86 235H87V236H86ZM126 235H127V234H126ZM126 235L123 236V239H122V240H124V238L126 239ZM57 236H56V237H53V236H52L50 239L55 238V241H57V240H56ZM75 236H76V237H75ZM88 236H89L91 239H89ZM82 237H83V238H82ZM127 237H128V238L126 239V241L128 242L129 245H131V244H130L131 242L129 243V241L132 240V238H131L129 235H127ZM157 237H159V238H153V239H150V238H146V237H144L145 240H146V239H147V240L149 239L148 241H150V242H148V241L146 240V243L148 242V244H144L145 247H143V245H142L143 248H142V247H141V248L138 247V248L136 249L135 247L132 248V247H130L128 244H126V248H127V247L129 248V247H130V249H132V250L134 249L133 252L131 251L132 253L130 252V249L127 251L128 248H127L126 250L123 249V248H124V247H123V246H124L123 243H125V242L121 241V242H122V245H121V244H120L121 246H120L119 244H118V245L120 246V249H122V251H123L126 255L128 254L127 256H129V253H128V252H130V254H132V255L129 256V257H130L131 259H133L135 262H138V261H142V262H143V260H145V259L147 258L148 261L145 260V261H144L145 264H149V261H150V264L153 263V259H152V257L154 256L153 254H155V253L157 254V252H158L159 250H161V249L163 248V246H164V247L166 246L165 249L163 248V249L161 250V252L163 251L164 254H165L166 252H167V253L175 252V253H172V254H177V256H179L178 258H180V256H181V257L183 256L184 258L182 257V259H183V260L185 261V263H186V260H187V258H188L189 256L186 257L187 254H183V253H187V252H186L187 250H185V252H184V248H182L183 251H180V250H182L181 247H177L176 245H174V244H172V243H171L172 246H170V244H169V245H168V244H163L164 242L162 243V241H160V236H157ZM213 237H214V238H213ZM216 237H217V238H216ZM221 237H222V238H221ZM224 237H226V238H224ZM62 238H61V239H62ZM76 238H78V239H76ZM223 238H224V239H223ZM81 239H82V240H81ZM155 239H156V240H155ZM226 239H227V241H226ZM52 240H53V239H52ZM77 240H78V241H77ZM80 240H81V241H80ZM91 240H92L93 242H92ZM128 240H129V241H128ZM172 240H173L172 242H174V239H172ZM175 240H176V239H175ZM47 241H46V242H47ZM55 241H53V242L56 244ZM176 241H177V240H176ZM176 241H175V242H176ZM216 241H217V240H216ZM46 242H45V247H46V245H49L50 247H51L52 245H55L54 243L51 245V240L48 241V242H50L49 244H48V242H47V243H46ZM80 242H81V243H80ZM94 242H96V243H94ZM121 242H120V243H121ZM192 242H193V243H192ZM78 244H77V248H79ZM86 244H85V245H86ZM153 244H154V245H153ZM156 244H157V245H156ZM192 244H194V245H193L194 248L192 247ZM196 244H197V245H196ZM95 245H96V246H95ZM167 245H168V246H167ZM161 246H162V247H161ZM190 246L192 247L193 250H195V251H197V252H199V253H200V252L203 253V250H205V249H202V247L198 244V242H196V241L194 242V240L190 242ZM62 247H63V246H61L60 248H61V249H64V248H65V246H64L63 248H62ZM103 247H104V249H102ZM122 247H123V248H122ZM153 247H154V248H153ZM160 247H161V248H160ZM168 247H169V249H168ZM171 247H173V248H171ZM174 247H175V248H174ZM51 248H54V246L51 247ZM60 248H59V249H60ZM146 248H148V249H146ZM176 248H180V250H179V249H176ZM105 249H106V250H105ZM140 249H141V250H140ZM158 249H159V250H158ZM171 249H173L174 251H172ZM124 250H125V251H124ZM143 250H144V252H143ZM149 250H150V251H149ZM152 250H157V252H156V251L154 252V251H152ZM165 250H168V251L165 252ZM175 250H176V251H175ZM178 250H179V251H178ZM78 251L80 252V255H81V256H82V254L84 255V253L87 252V251H84V252H83V250H80V248L78 249ZM97 251H98V252H97ZM169 251H170V252H169ZM106 252H107V253H106ZM139 252H141V253H139ZM146 252H147V253H146ZM148 252H149V253H148ZM152 252H153V253H152ZM159 252H160V251H159ZM161 252H160V254H159V253H158V254L161 255ZM220 252H221V251H220ZM105 253H106V254H105ZM150 253H151V254H150ZM163 253H162V254H163ZM167 253H166V254H167ZM178 253H179L180 255H179ZM181 253H182V254H181ZM87 254H88V257L91 258L90 254H89L88 252H87ZM87 254L85 253V255L82 256L83 261H84V262L82 261V263H85V262H86L85 264H88V263L91 264V263H90V260H89V262H88V259H89V258L86 257ZM125 254H124V255H125ZM144 254H145V255H144ZM149 254H150V256H149ZM219 254H220V253H219ZM225 254H227V253H225ZM230 254H232V253H228V256L225 255V257L223 256V257L221 258L222 255H218V250H217L216 253L214 252V253L209 254V255H210V256L212 255L211 258H213L212 261H213L214 263H218V264H234V263H235L234 260H235V257H237V255L234 256L235 254L233 253L234 255H233L232 257H233L234 259H233V258L231 259ZM94 255H95V254H94ZM101 255H102V256H101ZM133 255H135V256L138 255V256H137V258H136V257L133 256ZM159 255H156V256H154V257H158V258H159ZM105 256H106V257H105ZM144 256H146V257H144ZM164 256H165V255H164ZM177 256H176V257H177ZM84 257H86V259H84ZM143 257H144L145 259H144ZM161 257H162L163 259L165 258V257H163V255H161ZM174 257H175V256H174ZM227 257H228V258H227ZM238 257H239V256H238ZM238 257H237V258H238ZM240 257H241V256H240ZM87 258H88V259H87ZM101 258H103L104 260H103V259L101 260ZM134 258H136V259H134ZM148 258H150V259H148ZM162 258L159 259V260H160V263H162V264H168V263H169V264H174L175 262L178 263L177 258L174 259V260H173L172 258H170V260H166V259L163 260ZM166 258H167V257H166ZM229 258H230V259H229ZM106 259H107V262L105 261ZM112 259H113V260H112ZM140 259H141V260H140ZM167 259H169V258H167ZM180 259H181V258H180ZM185 259H186V260H185ZM189 259H190V258H188V260H187V262L189 261L188 264H194V263L196 264V262H198V261H196V260H194V259H192V258H191L190 260H189ZM215 259H216V260H215ZM151 260H152V262H151ZM171 260H172V261H171ZM191 260H192V261H191ZM104 261H105V262H104ZM121 261H122L123 263H122ZM146 261H147V263H146ZM163 261H164V262L167 261V262L164 263ZM168 261H170V262H168ZM174 261H175V262H174ZM194 261H196V262H194ZM87 262H88V263H87ZM108 262H110V263H108ZM116 262H118V263H116ZM138 263H139V262H138ZM139 264H143V263H139ZM153 264H154V263H153ZM178 264H179V263H178ZM186 264H187V263H186ZM198 264H200V263L198 262Z\"/></svg>",
    "mask_w": 264,
    "mask_h": 264
}]
</instances>
